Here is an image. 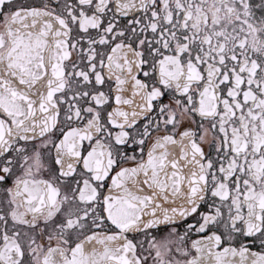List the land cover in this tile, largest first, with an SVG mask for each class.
I'll return each instance as SVG.
<instances>
[{"label":"snow or ice","instance_id":"1","mask_svg":"<svg viewBox=\"0 0 264 264\" xmlns=\"http://www.w3.org/2000/svg\"><path fill=\"white\" fill-rule=\"evenodd\" d=\"M0 264H264V0H0Z\"/></svg>","mask_w":264,"mask_h":264}]
</instances>
